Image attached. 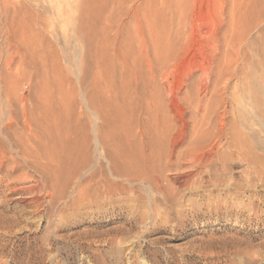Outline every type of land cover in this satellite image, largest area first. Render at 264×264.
Wrapping results in <instances>:
<instances>
[{
    "label": "rangeland",
    "instance_id": "obj_1",
    "mask_svg": "<svg viewBox=\"0 0 264 264\" xmlns=\"http://www.w3.org/2000/svg\"><path fill=\"white\" fill-rule=\"evenodd\" d=\"M1 2L86 163L53 203L0 102V264H264V0Z\"/></svg>",
    "mask_w": 264,
    "mask_h": 264
},
{
    "label": "bare ground",
    "instance_id": "obj_2",
    "mask_svg": "<svg viewBox=\"0 0 264 264\" xmlns=\"http://www.w3.org/2000/svg\"><path fill=\"white\" fill-rule=\"evenodd\" d=\"M6 6L5 3L0 4V16L7 15ZM15 60L14 55L9 51L0 55V102L3 106V131L14 142L19 152H23L28 157L43 159L52 167L53 176L49 181L48 196L54 203L65 196L69 174L78 171L86 163L82 154H79L82 152L84 141L81 138L80 140L72 138L70 135L72 124L60 123L57 118L61 115L52 113L49 109L50 99L53 96L52 93L45 91V87L35 84L33 94H20L24 69L18 64L16 71H13ZM212 159L213 156H208L206 161L210 163ZM254 160L256 161L255 158ZM87 192L86 189L82 190L81 197L87 198L89 195Z\"/></svg>",
    "mask_w": 264,
    "mask_h": 264
}]
</instances>
